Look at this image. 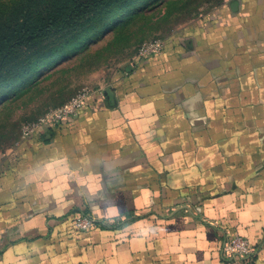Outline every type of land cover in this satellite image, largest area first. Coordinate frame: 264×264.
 Instances as JSON below:
<instances>
[{"label": "crops", "instance_id": "1", "mask_svg": "<svg viewBox=\"0 0 264 264\" xmlns=\"http://www.w3.org/2000/svg\"><path fill=\"white\" fill-rule=\"evenodd\" d=\"M88 213L106 228L78 233ZM264 264V0H231L0 162V264Z\"/></svg>", "mask_w": 264, "mask_h": 264}, {"label": "rangeland", "instance_id": "2", "mask_svg": "<svg viewBox=\"0 0 264 264\" xmlns=\"http://www.w3.org/2000/svg\"><path fill=\"white\" fill-rule=\"evenodd\" d=\"M229 1L0 0V162L46 112L112 89L144 46Z\"/></svg>", "mask_w": 264, "mask_h": 264}, {"label": "built area", "instance_id": "3", "mask_svg": "<svg viewBox=\"0 0 264 264\" xmlns=\"http://www.w3.org/2000/svg\"><path fill=\"white\" fill-rule=\"evenodd\" d=\"M162 46L159 43L149 44L143 48V57L159 55ZM89 94L85 91L78 93L63 106L49 110L36 123L23 129L21 139H25L35 133L49 130L50 128H62L85 104ZM115 222H101L88 213H81L73 220V227L78 233H86L94 228H106L113 226ZM221 256L228 264H251L257 249L251 245L248 239L236 234L225 233L221 243Z\"/></svg>", "mask_w": 264, "mask_h": 264}]
</instances>
